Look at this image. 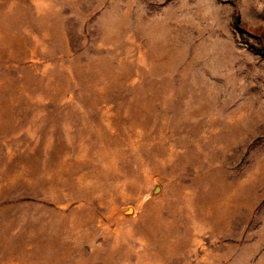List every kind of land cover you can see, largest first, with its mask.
<instances>
[{"label":"rangeland","instance_id":"obj_1","mask_svg":"<svg viewBox=\"0 0 264 264\" xmlns=\"http://www.w3.org/2000/svg\"><path fill=\"white\" fill-rule=\"evenodd\" d=\"M0 264H264V0H0Z\"/></svg>","mask_w":264,"mask_h":264}]
</instances>
